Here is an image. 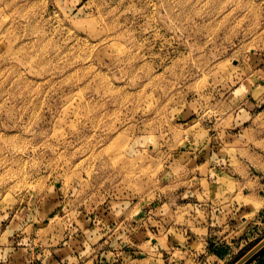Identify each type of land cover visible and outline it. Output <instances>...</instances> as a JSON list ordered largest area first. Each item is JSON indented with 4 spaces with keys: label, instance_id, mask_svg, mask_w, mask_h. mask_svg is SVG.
I'll use <instances>...</instances> for the list:
<instances>
[{
    "label": "rangeland",
    "instance_id": "374dc122",
    "mask_svg": "<svg viewBox=\"0 0 264 264\" xmlns=\"http://www.w3.org/2000/svg\"><path fill=\"white\" fill-rule=\"evenodd\" d=\"M261 4L262 0L255 3L232 0L227 5L225 0H213L209 4L208 18H214L215 25L227 17V25L216 35L214 43H208L205 62L216 51L221 61L237 57L233 66L240 73L264 67V28L257 32L249 22L234 41L235 46L227 43L230 30L245 14L243 10ZM133 6L145 9L144 14L134 16ZM117 8L119 11H114ZM126 9L128 14L121 16L120 12ZM153 15L150 0H124L123 4L120 0H0V177L14 178L0 187V199L13 188H24L16 197L17 203L7 209L8 218L25 217L29 212L30 217H50L41 226L46 230L41 232L45 235L54 231L53 246L62 242L71 230L78 231L75 222L74 229L64 228L73 210H78L81 216L89 213L85 206L77 207L65 194L64 184L70 170L63 158L71 159L72 173L77 166L86 168L91 156L116 140L118 133L112 134V129L128 97H132L133 106L143 103L149 79L137 88L129 86L119 57L120 48L125 45L133 48V54L124 59L135 60L134 70L154 66L157 73L153 75L163 73L187 51L179 42L171 46L166 43L171 40V33L163 25L159 28L160 39H156L155 31L145 32ZM129 31L135 33L131 44ZM198 39L202 45L207 43L204 35ZM253 40L258 42L259 49L245 52ZM224 48H228L226 53ZM154 54L167 59L162 64L160 59H153ZM144 56L147 61L142 59ZM160 95L158 92L157 96ZM187 115L186 112L174 122L177 133L181 129L190 130L197 119L195 116L186 119ZM156 118L155 113L149 117ZM101 121L103 131L96 132ZM72 123L79 127L78 133L71 131ZM59 129L67 133L66 138L56 135ZM94 135L95 139L90 140ZM82 161L87 163L82 165ZM116 175L111 170L102 172L94 178L92 191L98 189L105 177ZM163 182L161 174L160 187ZM48 186H54L55 192L49 194ZM110 187L105 185L106 189ZM131 202L135 207L141 201L133 198ZM110 203L111 200L98 208H106ZM98 208L89 213L95 215L91 217H100ZM4 214L0 211V215ZM139 216L134 220V229L140 223ZM78 220L80 223L81 217ZM98 220L92 221L95 227ZM99 222L103 232L111 229L107 235L116 230L114 222L109 226L101 225L102 220ZM54 240L57 242L53 243ZM109 243L105 244L107 248L114 247V242L108 246ZM248 244L242 247L244 251L251 248Z\"/></svg>",
    "mask_w": 264,
    "mask_h": 264
},
{
    "label": "clouds",
    "instance_id": "9594fccd",
    "mask_svg": "<svg viewBox=\"0 0 264 264\" xmlns=\"http://www.w3.org/2000/svg\"><path fill=\"white\" fill-rule=\"evenodd\" d=\"M124 0H120L123 4ZM213 0H150V6H154V15L151 23L145 32L155 31L156 39H160L159 28L163 25L171 33V40L166 43L171 46L174 42L181 43L186 49L181 57L170 63L163 73H157L154 66L142 67L139 70L133 69L134 59L125 60L126 56L133 54V48L122 46L119 50L123 70L127 72L128 84L131 88H137L144 83L145 79L149 82L145 85V93L142 97L143 103L138 106L131 104L132 97L124 102L121 112L117 114L116 124L112 129V134H117L116 140L108 148H103L99 153L90 157L91 163L82 161L86 168L77 166L75 173L71 172V159L63 158V163L70 170L65 180L64 189L66 196H70L77 207L85 206L89 213L111 200L109 205L112 216L119 221L122 216L127 217V222H132L142 211L141 205L132 206V199L136 198L141 203L150 204L157 199L163 198L169 192H177L181 187L191 188L195 181H189L187 177L192 175V169L183 160H172L171 153L181 150L185 145L190 144L192 150L199 151L201 148L211 147L213 140L223 141L219 152L214 150L210 155L205 172L200 184L203 188L201 194L196 198L201 204H205L210 196V180L216 179L215 168L231 167L237 175L241 169L251 170L255 167L254 160L259 156L264 162V128L257 133L260 121H256L250 135L241 133L234 141L229 142V131L253 120L251 113L243 107H239L252 95L248 83L245 82L244 75L233 66V61L238 59L233 57L229 60L221 61L216 51L210 55L211 58L205 62L204 52L208 43H214L216 35L227 25V17L214 25V18L209 19L206 9ZM232 0H225V4ZM255 3V0H253ZM132 14L141 16L145 9L133 6ZM119 11V9H114ZM128 9L120 12V15H127ZM244 16L230 30L227 43L234 45V41L245 30V25L252 22L257 32L264 28V0L260 7L244 9ZM198 21H204L203 24ZM155 26V28L153 27ZM207 37V43L201 44L198 37ZM128 37L131 44L135 38V33L129 31ZM259 49V44L253 40L245 47V52L250 53ZM225 53L228 48H224ZM145 61L147 56L142 57ZM153 59H160L163 64L166 57L153 55ZM215 62V66H212ZM254 83V82H252ZM161 93L157 96V93ZM259 99V96L256 97ZM264 103V102H261ZM188 119L191 116L197 117L190 130H174L177 117L184 115ZM130 113V114H129ZM155 113L156 119H149ZM91 116V113H89ZM143 122V123H141ZM63 123V120H61ZM103 121L96 126L95 131H103ZM210 125V126H209ZM73 133L79 132L76 123L69 125ZM31 131V130H30ZM212 133L216 135L213 136ZM56 135L66 138L67 133L59 129ZM95 139V135L91 138ZM97 147H102L97 145ZM167 150V151H166ZM77 151H80L79 149ZM209 165L213 166L209 169ZM117 173L116 176L105 177L99 182L98 189L93 192V180L100 176L102 172ZM167 170V171H166ZM199 169H197L198 171ZM165 173L167 178L174 183L170 187H160L159 178ZM13 177H0V187L7 185ZM119 181V183H117ZM247 179L242 177L239 187H228L223 190L221 199L230 197L236 191H241ZM105 185H111L105 188ZM24 188H13L2 199L0 211V222L7 220V209L17 203L16 197ZM49 194L55 192L54 186H48ZM194 195L191 191H186L182 199H188ZM225 202L227 200L225 199ZM176 201L162 203L160 209L154 213L155 216L167 218L174 225H189L186 219L188 211L177 210ZM192 211L203 219L205 213L198 208ZM80 212L73 210L70 213V221L64 224L65 229H71L75 222L80 228ZM127 222L119 224L114 232L115 239L125 244H132L128 232ZM148 223L152 227H162L156 219H149ZM75 231V230H73ZM174 227L167 230V235L174 234ZM203 234V233H202ZM11 236L9 231L5 234ZM87 240L84 244V251L81 257H89L93 253L92 245L98 244L103 238L100 222L94 230H85ZM167 235L158 246H152L148 242L146 246L154 256L159 257V264H164L163 256L159 251L162 246L167 248ZM153 239H156L153 236ZM57 241H53L55 243ZM22 245L29 244L28 238L21 241ZM115 246V245H114ZM50 255V254H49ZM8 258L7 250L0 252V264H6Z\"/></svg>",
    "mask_w": 264,
    "mask_h": 264
},
{
    "label": "crops",
    "instance_id": "0c3cea01",
    "mask_svg": "<svg viewBox=\"0 0 264 264\" xmlns=\"http://www.w3.org/2000/svg\"><path fill=\"white\" fill-rule=\"evenodd\" d=\"M240 74L244 75L252 95L239 107L248 110L253 120L244 124L243 127L230 130L229 142L234 141L241 133L250 135L256 127L257 120L261 122L257 127L258 135L260 129L264 128V103H261L264 102V67H257L249 73L241 71ZM257 96L259 99H256ZM212 135L216 134L212 133ZM260 138L264 139V135ZM222 145L223 141L217 142L214 139L208 149L201 148L195 151L188 144L187 147L172 152V160H183L189 165L192 175L187 179L196 183L191 188L181 187L177 192H169L167 196L157 199V202L153 201L150 204L138 202L141 204L142 211L141 217L137 219L140 223L135 229L134 221L127 222L126 216L120 217L117 221L112 216L109 206L106 208L101 206L97 209L96 212L100 217H91L92 214L89 213L80 215L82 219L80 224L83 228L78 226L77 232L71 230L65 234L62 242L57 246L51 243L54 231L49 233L47 231L48 234L45 233V235L41 232L46 230L41 226L46 225L50 217H41V215L30 217L32 213L29 212L25 217H10L0 222V252L7 250L6 264H159V257L148 251L146 246L149 241L152 246L160 245L164 236L167 235V230L173 227L174 234L167 235V248L162 246L159 248L164 264H234L248 251L242 248L245 244L249 242L248 245H250L251 240L254 239L250 246L252 248L264 238V162L256 156L255 167H252L250 171L241 169L239 175L231 167L215 168L216 179L210 180L209 183L210 196L207 203L201 204L196 196L203 191L200 180L207 171L204 166L214 150L219 152ZM212 167L209 165V169ZM162 177L164 179L162 187H170L174 183L165 173H162ZM242 177L247 179L244 188L225 198L227 202L221 199L223 190L228 187H239ZM186 191H191L194 195L189 196L188 199H182ZM173 200L178 206L173 208V211L186 209L188 211L186 219L190 221L191 226L174 225L171 220L154 215L162 203H171ZM193 208L201 209L205 213L204 218L201 219L196 212L192 211ZM94 219L102 220L101 225L108 223L109 226L114 222L115 229L118 223L127 222L132 244L113 240L115 230L107 235L111 230L109 228L104 231V238L98 244L92 245L94 250L92 255L81 257L80 254L84 251L87 240L85 230L96 228L92 223ZM149 219L158 220L162 227H152L148 223ZM9 231L12 235L6 236L5 234ZM58 234H55V237ZM153 236L156 239H153ZM25 238L29 240L27 246L21 244ZM107 242H110L108 246L112 242L115 246L107 248L105 246ZM242 264H264V244Z\"/></svg>",
    "mask_w": 264,
    "mask_h": 264
},
{
    "label": "water",
    "instance_id": "95a60500",
    "mask_svg": "<svg viewBox=\"0 0 264 264\" xmlns=\"http://www.w3.org/2000/svg\"><path fill=\"white\" fill-rule=\"evenodd\" d=\"M264 244V238L261 239L256 245H254L250 250H248L240 259H238L234 264H242L246 259H248L259 247Z\"/></svg>",
    "mask_w": 264,
    "mask_h": 264
}]
</instances>
